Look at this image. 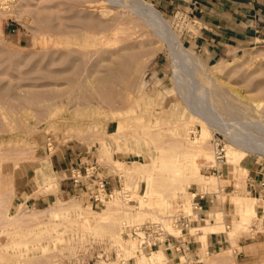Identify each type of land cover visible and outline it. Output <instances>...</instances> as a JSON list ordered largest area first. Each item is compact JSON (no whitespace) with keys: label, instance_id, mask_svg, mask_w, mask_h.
<instances>
[{"label":"rangeland","instance_id":"obj_1","mask_svg":"<svg viewBox=\"0 0 264 264\" xmlns=\"http://www.w3.org/2000/svg\"><path fill=\"white\" fill-rule=\"evenodd\" d=\"M114 9L101 0H0V264H141L145 254L154 264H163L165 259L183 264L188 261L185 256L162 245L141 249L132 258L116 246L110 230L119 231L122 239L136 240L129 234V226L170 215L176 209L189 213L191 191H201L192 181L170 176V185L164 186L162 179L163 184L156 186L162 203L157 198L158 205L152 197L154 202L148 199V204H139L142 208L138 202L144 173L135 164L153 159L164 141L178 138L177 132L182 138H195L205 122L211 129L209 138L218 135L227 146L233 140L225 139L219 128L233 119L238 128L245 126L243 134L248 140L264 141V47L250 45L227 58L207 62L188 43L189 18L183 22L174 14H160L170 26V51L148 27L128 21L120 26L121 13L113 12L114 18ZM187 55L215 70L207 71L208 76L195 73L201 88L183 62ZM175 58L181 63L177 76ZM230 62L234 64L227 65ZM226 65L231 71L220 73ZM121 72L126 76L122 78ZM233 88L251 98L256 95L260 105L240 99ZM209 146L213 147L212 142ZM78 149L83 151L84 163L93 161L99 171L109 170L117 179L112 201L93 203L89 187L61 194L57 185L46 189L63 173L57 161ZM107 152L113 160L107 158ZM190 159L199 172L218 178V187L209 192L218 205L193 228L220 222L231 230L238 218L236 207L222 199L258 196L240 188L247 173L233 178L227 163L218 174L212 173L207 168L215 160L209 162L202 156L181 161ZM239 163L241 167L250 163L264 173V156L247 153ZM127 166L130 173L123 170ZM114 198L119 199L117 208L111 204ZM258 199L264 200V196ZM75 204L91 209L90 217ZM108 206L115 212L114 218L99 221L97 215ZM255 212L259 217L250 218L247 228L239 230L235 238L248 236L251 229L252 233L262 230L264 201L256 203ZM169 228L172 234L178 233ZM187 233L193 234L188 240L199 253L198 264H215L221 254L205 252L206 235L213 231ZM235 249L236 243H230L222 253L231 255Z\"/></svg>","mask_w":264,"mask_h":264},{"label":"bare ground","instance_id":"obj_2","mask_svg":"<svg viewBox=\"0 0 264 264\" xmlns=\"http://www.w3.org/2000/svg\"><path fill=\"white\" fill-rule=\"evenodd\" d=\"M101 1L106 2L107 6L109 5V6H113L114 8H116L113 11H111V14H113L112 16L114 18H116L117 15H115L113 12L119 11V13H121L119 15V25L124 21H128L131 24H136V25L142 26L146 29L148 27L151 30L150 33L153 34V36H155L156 38H158L162 42V44L167 47L168 50L172 51L171 50L172 39H171L170 26L167 23V21L160 15V13L151 4H149L145 0H101ZM120 10H122L123 12H120ZM117 30H119V29H117ZM174 60H175V63H177V64H174L175 65V74L177 76V75H180V72H181V67H180L181 63H180V61L177 60V58H175ZM183 62L187 66L189 71L193 74V75L192 74L191 75L194 77V82H195L196 86H199V87L201 85H200L199 81L197 80L195 73L199 71V73L201 72L204 75V73L206 74L207 71H210V72L215 71V70H212L211 68L206 69L204 67L203 63L200 61V59L198 57H195L192 55H187ZM230 64H234V62L233 63L230 62L227 65H230ZM227 65L224 69L222 68L223 69L222 71L220 70L221 71L220 73L225 72L226 74H228L231 71V70L229 71V68H228L229 66L227 67ZM217 69H216V71H218L220 68L218 70ZM120 74H122L121 75L122 78L126 76V72L125 73L121 72ZM200 75L203 77L202 74H200ZM205 76H208V75L206 74ZM208 78L209 77H207V79ZM205 80H206V78H205ZM206 82H208V81H206ZM209 82H212L211 77L209 78ZM209 82H208V84H209ZM177 86H178V84H177ZM217 87H219V86H217ZM178 88H179V86H178ZM232 90L237 97L244 100L245 102H248V103L250 102V103L257 105V106L260 105V98H258L256 95L253 98H251V95L249 97L247 94H242L243 91H241L240 89H237V88L234 89L233 88ZM182 93H184V92L181 91V95H182ZM182 96L185 97L186 95L183 94ZM128 113H129V111H128ZM198 115H200V113ZM119 116H120V114H119ZM202 118H205V117H202ZM206 120H207V118H206ZM235 120L236 119H233V122L231 121L230 123L229 122L223 123L224 125L222 124L220 126L221 128H219V131H220L219 133H221L222 135L224 134L223 135L224 138L225 139L227 138L229 140V142L231 140L234 141V142L232 141L230 146L229 145L227 146V143L223 144V163H227L229 166H231V172L234 175L233 178L236 177L237 179H239L241 176H244L247 173V170L245 168L241 167L239 165L240 164L239 162L247 155V153H254V154H257L259 156H264V141L256 142V141L248 140L243 134V132H244L243 130H245V126L241 125L238 128L237 126H235L237 124V123H234ZM138 121H139V119H138ZM140 122H142V120ZM235 122H237V121H235ZM120 124H121V122L119 123V126L118 125L117 126L120 127L121 126ZM122 128H123V126H122ZM210 131H211V129H209L208 124L205 122V123H202L201 130H199V132H197V134H195L196 137L194 136L195 138H192L191 140H188L187 138H182L179 135L180 133L177 132L176 134L178 135V138L175 139V141H172L173 143L171 141H164L160 146L158 145L159 148L157 146L158 152H156L157 155L154 156L153 159H151L150 161H148L144 164H142V163L135 164L136 168L142 169V171L144 173V181H145L144 186L142 187V192H141L142 196L139 199L138 205L143 204L142 206H144V204H148L149 201L152 199V197H153V200L155 199V203H157L158 205H159V203L157 201L158 200L157 198H159V202L162 203L163 200L162 199L160 200L161 191L157 190L156 186L162 179H163L162 182L164 183V186L170 185V182H171V179L169 178L170 176L183 177L186 183H188L190 181L194 182L196 185H198L200 187L201 192H203V193H209V192L213 191L216 187H218V178L217 177H215L214 175L202 174L201 172H199L198 166L191 159H190L191 160L190 162L181 161L182 159L185 160L186 157H188V156H190L191 158L196 157V156H202L205 160H208L209 162L214 161L213 150H211L212 154H210V149H212L213 147L209 148L210 147L209 145L211 143L210 142L211 137L209 138ZM152 136L155 137L156 135L150 134V137H152ZM103 147H105V146H103ZM137 151H139V150H137ZM111 155H112L111 153L107 152V158H110L111 160H113ZM213 166H216V163H214ZM125 169H126L127 173H130V171H131L130 167L127 166V167L123 168V170H125ZM162 182H160V184H163ZM53 186L54 187L56 186L55 182L47 184L46 189L53 187ZM161 187H162V185H161ZM179 187L181 190L184 191L183 184L179 185ZM84 193H86V192H84ZM187 193H189V192H187ZM187 193H185V194H187ZM154 196H155V198H154ZM112 197H113V195L110 196L111 199H113ZM111 199H109V201ZM148 199H149V201H148ZM183 199H186V197L184 198V196H183ZM226 199H228L230 203L235 205L237 215H238V218L234 219V222H233L234 225H233V228L231 230L224 229L223 224H221L219 222L216 225L203 223L202 226L200 225V226H197L194 228L193 227L189 228L187 230V232H193V231L195 232V231H198V229L200 230V232H203L206 230H212L213 233L219 232V231H224L226 233V237H227L229 243H234L236 233L239 230L247 228L246 226H247L250 218L259 217L256 215L255 205L258 201H260V200L264 201V200L258 199L255 197H245V196L234 195V196H226L225 198L223 197L222 202L226 203V201H225ZM117 200H119V199L114 198L113 202L111 203L112 205H115L116 208H117V205L119 202V201L117 202ZM153 200H151V202H154ZM140 201H141V203H140ZM56 204H58V203H56ZM141 205H139V206H141ZM166 206H167V204H166ZM185 206H186V204H185ZM75 207L77 208V210L78 209H80L82 211L84 210V213L86 214V216L90 217V214H91L90 210L91 209H86V208L81 209L77 205ZM224 210L226 211V207H224ZM96 212H99V211H96ZM100 212L101 213H99V215H97V216L99 217V219H100L99 221H101V222H103L105 220L107 221L109 218L111 219V217L114 218V216H115L114 215L115 212L109 206H108V208L102 209ZM57 213H59V211ZM116 213H119V212H117V210H116ZM56 214H55V216H57ZM82 215H83V213H82ZM142 215L143 214H141V216ZM20 216H22V215H20ZM137 216L140 217V215H138V214H137ZM92 219H93V217H92ZM15 220H17V219H15ZM135 220H136V218H135ZM111 223H112V221H111ZM89 226H91V225L89 224ZM167 228H169V226ZM115 229H117V228L115 227ZM99 231H101V230H99ZM107 231H109V230H107ZM103 232H105V230H103ZM110 232L112 233L114 241L116 242V246H118L121 250H124L128 254V255L126 254L128 257L129 256L131 258H132V256L137 257L136 255L139 253V251H141V249L140 250L138 249V247L141 246V242L137 241L138 239L128 241L126 239H122V237L120 236L121 233L119 231L117 232L114 230H110ZM209 232H211V231H209ZM133 238H135V237H133ZM161 248H164V247L161 246ZM161 248L157 247L156 249L160 250ZM158 253H160V252H158ZM145 255H143L141 257L140 263L141 264H154L153 262H151V260H148L145 257ZM147 257H148V255H147ZM164 257L165 256H163V258ZM160 258L162 259V257H160ZM161 259H159V260H161ZM183 259H184V257L178 258V260H180V261ZM163 264H172V260L171 259H167V260L165 259L163 261Z\"/></svg>","mask_w":264,"mask_h":264},{"label":"crops","instance_id":"obj_3","mask_svg":"<svg viewBox=\"0 0 264 264\" xmlns=\"http://www.w3.org/2000/svg\"><path fill=\"white\" fill-rule=\"evenodd\" d=\"M160 14L172 15L181 11L188 14L191 26V35L188 43L191 48L205 61L213 62L227 58L250 45L264 47V0H147ZM74 149V147H72ZM83 151H68L60 160L58 167L63 170L65 176L58 177L56 185L59 193L69 191L79 192L90 187L91 177L81 178L78 183L71 181V173L76 168L82 171L85 164L95 163L83 162ZM244 158L241 160L243 161ZM80 164V165H79ZM96 164V163H95ZM96 173L107 177L112 188L117 186L114 175L109 170L99 171L96 165ZM247 179L243 188L245 193L264 196V173L253 169L250 163H245ZM58 173V172H57ZM68 183L62 182L63 179ZM221 191V188H219ZM201 193V191H191ZM199 204L200 213L204 218L216 207L215 197L212 193H201ZM46 196V195H45ZM41 198V197H40ZM218 207V206H217ZM211 216V215H210ZM212 221V218L208 219ZM195 225V223H194ZM227 227V225H225ZM253 231V229H251ZM248 232V236H239L234 239L238 249L232 251L231 255L222 253L230 247V243L224 231L208 233L205 239V252L221 254L217 256L215 264H260L264 262V223L261 231ZM193 237V235H191ZM188 251L183 256L188 261L183 264H198L197 253L194 245H189ZM225 247V248H224ZM173 253V252H172Z\"/></svg>","mask_w":264,"mask_h":264},{"label":"built area","instance_id":"obj_4","mask_svg":"<svg viewBox=\"0 0 264 264\" xmlns=\"http://www.w3.org/2000/svg\"><path fill=\"white\" fill-rule=\"evenodd\" d=\"M174 16H177L178 19H182L183 22L185 18H188V14L181 11L175 12ZM211 142L216 166L207 169L212 173L218 174L220 166L223 164V143L218 135H212ZM96 170L95 163L85 164L82 171H80L79 168L73 170L70 175L71 181L73 183H78L81 175L84 177H91L92 179L89 180L90 187L87 189L90 200L95 204L107 203L111 193L117 190V186L115 187L116 189L112 188L107 177L98 175ZM219 175L221 176V173ZM200 197H202L201 193L192 192L189 213L181 209H176L170 215L161 216L156 220L129 226V234L141 242L140 249H149L154 246L162 245L175 254L183 255L189 248L190 241L188 238L193 235L188 234L187 230L193 227L194 223L198 222V220L203 217L200 213L201 206L198 201ZM165 224L178 233L174 235L169 232Z\"/></svg>","mask_w":264,"mask_h":264}]
</instances>
